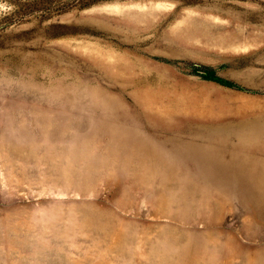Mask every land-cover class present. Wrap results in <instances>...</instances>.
Instances as JSON below:
<instances>
[{
	"label": "rangeland",
	"instance_id": "374dc122",
	"mask_svg": "<svg viewBox=\"0 0 264 264\" xmlns=\"http://www.w3.org/2000/svg\"><path fill=\"white\" fill-rule=\"evenodd\" d=\"M123 128L245 149L264 194V0H0V264L264 257V202L168 187Z\"/></svg>",
	"mask_w": 264,
	"mask_h": 264
},
{
	"label": "bare ground",
	"instance_id": "6f19581e",
	"mask_svg": "<svg viewBox=\"0 0 264 264\" xmlns=\"http://www.w3.org/2000/svg\"><path fill=\"white\" fill-rule=\"evenodd\" d=\"M122 131L124 132L123 140L131 147V149H127L131 151L130 154L133 153L140 162L147 166L149 165V167L161 166L162 169H160L158 175L168 187L179 181L188 184V182L200 181L199 179L203 180L197 172H203L210 168L214 172V176L223 179L228 178L230 174L233 181L238 180L241 182L243 189H237L235 193L244 198L242 201L255 204L250 206L249 204L251 203H246L244 209L247 212L250 213L254 210L253 207H260L259 203L264 202L263 193L253 194L254 179L251 175L252 168L250 167L253 161L248 157L249 153L247 150L238 149L237 147L235 149L234 146L226 154H223L218 148L206 143H184L171 138L163 140L158 137L159 135L155 131H149L148 135L130 128H123ZM115 153L117 154V152ZM186 159L192 161L191 163L194 164V167L187 166L185 163ZM146 169L145 167L144 171ZM181 169H183L182 174H180ZM190 170L196 172L193 174ZM208 176L214 178L210 173ZM204 178L206 179V176ZM208 181L211 182V180ZM255 253H249L244 258V264H264V257L260 253H256V255Z\"/></svg>",
	"mask_w": 264,
	"mask_h": 264
},
{
	"label": "trees",
	"instance_id": "16d2710c",
	"mask_svg": "<svg viewBox=\"0 0 264 264\" xmlns=\"http://www.w3.org/2000/svg\"><path fill=\"white\" fill-rule=\"evenodd\" d=\"M207 69L208 68L206 67H202V69L196 68L194 73L202 77H205V78L215 79V76L213 75V73H211V71H208ZM224 83L229 84L228 82H224Z\"/></svg>",
	"mask_w": 264,
	"mask_h": 264
}]
</instances>
